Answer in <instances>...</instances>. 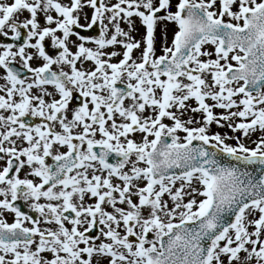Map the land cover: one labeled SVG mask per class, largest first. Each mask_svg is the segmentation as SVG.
Segmentation results:
<instances>
[{"label": "snow or ice", "instance_id": "6c2138e0", "mask_svg": "<svg viewBox=\"0 0 264 264\" xmlns=\"http://www.w3.org/2000/svg\"><path fill=\"white\" fill-rule=\"evenodd\" d=\"M105 262L264 264V0H0V264Z\"/></svg>", "mask_w": 264, "mask_h": 264}, {"label": "rangeland", "instance_id": "374dc122", "mask_svg": "<svg viewBox=\"0 0 264 264\" xmlns=\"http://www.w3.org/2000/svg\"><path fill=\"white\" fill-rule=\"evenodd\" d=\"M27 15V14H25ZM81 23H84L83 19L81 20ZM137 23V29H138V32L137 33H134V35H136L137 39L140 38V35L143 34V28L140 26V23H139V20L137 19L136 21ZM124 26V25H122ZM126 27V26H125ZM162 28H163V25L160 26V28L157 29V43H156V55L159 56L162 54L161 52V35H162ZM175 31V25H169L168 26V43L170 44L171 43V40L173 38V33ZM73 39H75V37H73ZM91 46V45H89ZM206 49L209 50V51H212V46L211 45H208L206 46ZM116 50H120V49H116ZM51 54H55L52 50H49ZM139 52H136L134 54V56H139ZM214 58V57H213ZM116 60H118V58H115ZM114 62V61H113ZM34 66H36V64L34 63ZM85 68H90L92 67V65L90 63H87L84 65ZM194 103V102H193ZM219 111V110H218ZM197 118H199V114H197ZM166 123H169L168 121H165ZM211 132H221L222 134L227 132L229 135H232V133L225 127L223 129L221 128H218L215 124H213L211 126V129H210ZM181 136H183L184 134L183 133H180ZM237 135H239L237 133ZM253 139H255V136L253 137ZM228 143L230 144H234L235 141H232V140H229ZM245 143H249L250 144V141H245ZM21 175L23 176V172L21 173ZM199 199V198H198Z\"/></svg>", "mask_w": 264, "mask_h": 264}, {"label": "flooded vegetation", "instance_id": "af4514ba", "mask_svg": "<svg viewBox=\"0 0 264 264\" xmlns=\"http://www.w3.org/2000/svg\"><path fill=\"white\" fill-rule=\"evenodd\" d=\"M48 50H51V48H50V43H49V45H48ZM113 61H114V62H117V60H116L115 58H114ZM78 67H79V65H78ZM49 90L52 91L53 89L49 88ZM78 103H79L78 100H74V101L70 104V106H69V107H70V110H71L72 108L76 107V106L78 105ZM32 122H33V123H38V122H39V119H38V118H33V119H32ZM46 159H47V162H48L49 164H52V163H53V162L51 161V158H46ZM26 172H27V169L24 170L23 174H25ZM21 176H22V175H21ZM17 203H18V205L22 208L23 211H25V212H27L28 214L33 215V216L36 215L35 213L30 212L28 206H27L26 204H24L22 201H21V202H17ZM5 219H6L9 223H11V222L13 221V215H12V214H6V215H5ZM69 227H70V226H69ZM105 264H106V262H105Z\"/></svg>", "mask_w": 264, "mask_h": 264}, {"label": "water", "instance_id": "95a60500", "mask_svg": "<svg viewBox=\"0 0 264 264\" xmlns=\"http://www.w3.org/2000/svg\"><path fill=\"white\" fill-rule=\"evenodd\" d=\"M88 33H90V34H93V35H95L96 34V30L95 29H93L92 31H90V32H82L81 34L82 35H87ZM199 142H193V144H194V146L195 145H197ZM219 158V157H218ZM230 158H227V157H225V158H223V160H222V162H227L228 160H229Z\"/></svg>", "mask_w": 264, "mask_h": 264}]
</instances>
